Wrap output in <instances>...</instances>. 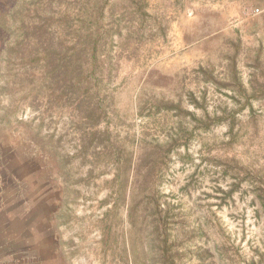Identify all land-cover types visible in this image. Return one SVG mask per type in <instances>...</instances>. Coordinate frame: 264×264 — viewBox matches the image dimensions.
<instances>
[{"label": "rangeland", "instance_id": "rangeland-1", "mask_svg": "<svg viewBox=\"0 0 264 264\" xmlns=\"http://www.w3.org/2000/svg\"><path fill=\"white\" fill-rule=\"evenodd\" d=\"M144 2L138 20L135 2L117 16L121 0L106 7L121 32L112 54L125 58L97 139L81 137L68 109L33 111L0 91V264H161L149 225L139 236L117 203L111 153L95 147L137 159L143 142L161 157V207L185 226L176 242L204 229L184 246L213 257L200 263L197 251L189 264H264V0ZM160 100L182 112H155Z\"/></svg>", "mask_w": 264, "mask_h": 264}, {"label": "trees", "instance_id": "trees-1", "mask_svg": "<svg viewBox=\"0 0 264 264\" xmlns=\"http://www.w3.org/2000/svg\"><path fill=\"white\" fill-rule=\"evenodd\" d=\"M115 1L0 0V73L5 75V83L0 89L2 94L12 99L15 93H20L33 111H39L43 105L50 110L68 109L77 119L75 130L81 137L85 138L87 133L84 132L89 130L97 139L95 129L110 113V105L106 108L102 104L104 100L112 99L109 84L116 77L119 59L125 58L123 54H112L114 35H121L119 24L107 26L104 21L106 7L111 3L115 5ZM128 1L138 4L137 7L131 5L137 20L147 15L145 0H121V8L113 7L112 15H120ZM118 48L122 49V45ZM152 108L157 113L182 112L179 103L163 100L155 102ZM180 139L170 138L166 161L169 152L182 143ZM100 146L113 157L112 182L117 203L126 211L129 225L138 230L139 236L146 230L142 228L149 225L151 248L159 253L161 264H189L194 261L197 251L202 252L195 258L200 263L210 260L213 257L211 250L198 248L194 254L186 252L189 243H193L191 247L195 246L204 235V229L199 227L195 237L176 242L185 226L177 218L169 217L168 207H161L153 183V176L160 174L158 170L162 169L157 170L161 157H157L152 149L148 150L150 146L144 142L139 148L145 152L137 159L133 150H128L124 156L120 147L102 144L95 147ZM123 157V163H120ZM142 191H148L149 195L141 196ZM258 199L264 206V199L260 196ZM185 242L188 245L184 246ZM179 243L180 247L174 246ZM140 244H143L142 239ZM213 251L219 260L224 259L218 246L215 245Z\"/></svg>", "mask_w": 264, "mask_h": 264}]
</instances>
